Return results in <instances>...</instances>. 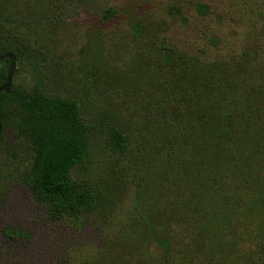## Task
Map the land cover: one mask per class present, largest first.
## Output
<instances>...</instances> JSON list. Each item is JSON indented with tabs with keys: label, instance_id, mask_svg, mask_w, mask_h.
<instances>
[{
	"label": "rangeland",
	"instance_id": "rangeland-1",
	"mask_svg": "<svg viewBox=\"0 0 264 264\" xmlns=\"http://www.w3.org/2000/svg\"><path fill=\"white\" fill-rule=\"evenodd\" d=\"M8 1L0 23L9 14L27 48L12 88L77 103L88 154L72 178L98 201L79 219H49L23 181L29 144L2 128L0 264H157V240L176 227L190 233L183 264H240L238 197L254 209L251 232L264 234V144L252 151L257 180L223 202L211 172L191 159L194 146L173 165L157 141L178 102L199 108L183 124L187 146L191 130L207 133L203 110L221 118L239 82L263 83L264 104V75L241 60L264 36V0ZM113 130L126 138L125 154L108 147ZM13 231L21 236L9 238Z\"/></svg>",
	"mask_w": 264,
	"mask_h": 264
},
{
	"label": "trees",
	"instance_id": "trees-1",
	"mask_svg": "<svg viewBox=\"0 0 264 264\" xmlns=\"http://www.w3.org/2000/svg\"><path fill=\"white\" fill-rule=\"evenodd\" d=\"M197 11L204 14L206 8L198 6ZM108 13L110 16L114 14L112 11ZM4 17L0 23V55L11 53L19 59L20 51L25 49L26 53L27 48L23 39L13 31L14 19L9 14ZM10 40L20 44L21 50ZM163 60L168 62L170 58L165 54ZM241 60L264 75V36L242 54ZM8 66V60L0 62V86L5 81ZM222 67L229 68V64H222ZM262 85L258 82L245 86L239 82L238 96L229 97L222 104L221 118L214 115L210 107L205 108L202 113L207 133L200 139L193 130L190 136L185 134L189 146L183 142V124L196 111L199 112V108L196 104L178 102L172 114L163 115L162 131L157 141L159 157L179 165L182 155L191 152L194 146L191 159L199 161L211 172V179L222 188L223 202H227L231 194L242 193L249 179L253 178L252 183L257 180L254 179L252 151L264 144V104L257 102ZM0 107L2 128L30 146V168L23 181L36 202L46 208L48 218L53 221L76 220L95 209L96 193L72 178L73 170L84 165L88 154V128L77 103L47 96L37 87L30 92L11 88L8 95L0 94ZM1 138L0 135V141ZM107 143L111 150L126 153V138L119 131L113 130ZM236 205L239 217L231 230L238 233L234 244L240 248L239 263L264 264V234L251 232V227L256 224V217L251 216L254 209L240 197ZM163 234L157 240L162 252L155 257L157 264H183L181 253L190 233L176 227ZM7 235L9 238L21 236L14 231Z\"/></svg>",
	"mask_w": 264,
	"mask_h": 264
},
{
	"label": "water",
	"instance_id": "water-1",
	"mask_svg": "<svg viewBox=\"0 0 264 264\" xmlns=\"http://www.w3.org/2000/svg\"><path fill=\"white\" fill-rule=\"evenodd\" d=\"M6 60L9 61V66L7 69L5 81L3 85L0 86V94L3 93L5 95H8L12 88V79H13V74H14V70L16 67V57L11 53L0 55V62L6 61ZM1 133H2V125L0 121V135Z\"/></svg>",
	"mask_w": 264,
	"mask_h": 264
}]
</instances>
